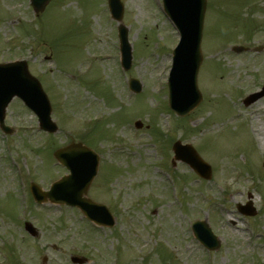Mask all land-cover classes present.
Instances as JSON below:
<instances>
[{"label":"rangeland","instance_id":"374dc122","mask_svg":"<svg viewBox=\"0 0 264 264\" xmlns=\"http://www.w3.org/2000/svg\"><path fill=\"white\" fill-rule=\"evenodd\" d=\"M121 1L133 45L125 72L107 0H50L38 15L29 0H0V62H28L59 126L49 137L18 99L7 107L5 122L16 132L0 131V264H73L70 254L88 257L86 264H165L156 253L168 247L164 238L172 264H264V97L241 102L264 82V0H207L198 74L202 100L185 119L168 115L164 102L178 37L160 0ZM233 44L262 50L235 53ZM129 77L140 81L141 92L128 90ZM136 119L142 128L133 126ZM92 121L101 122L104 139L90 146L110 160L88 195L123 202L114 228L95 227L80 211L33 204L29 197L31 181L47 188L65 173L53 164V149L86 137ZM164 133L169 147L175 139L195 142L212 167L211 178L198 181L199 187L183 168L176 174L178 181L185 174L186 188H167L176 174L171 179L161 167L160 153L166 167L171 152L162 144ZM171 194L182 195L181 204L188 200L184 211L177 200L165 201ZM248 194L258 212L245 219L235 204ZM203 218L221 239L218 250L206 251L191 235L190 222ZM24 220L38 229L37 237L24 230Z\"/></svg>","mask_w":264,"mask_h":264},{"label":"water","instance_id":"95a60500","mask_svg":"<svg viewBox=\"0 0 264 264\" xmlns=\"http://www.w3.org/2000/svg\"><path fill=\"white\" fill-rule=\"evenodd\" d=\"M49 0H31L34 10L41 11ZM164 10L169 15L180 32V41L173 51V65L169 74V105L179 114H187L200 101L201 97L197 90L196 75L202 56L200 53V39L202 30L203 14L205 10V0H163ZM112 15L119 20L122 14V6L119 0H109ZM122 39V64L125 68L130 65V48L126 41V32L121 31ZM235 50H241L240 47H234ZM27 70L24 61H17L0 65V125L10 132L8 127L3 125L4 110L10 99L17 95L37 114L40 128L47 131H56V125L50 118V106L48 100L41 90L40 84L33 79ZM132 89L138 91L140 85L138 81H130ZM264 94L260 93L251 95L246 102ZM140 126V124L138 123ZM175 144L174 149L176 150ZM189 146L186 147L187 152ZM177 151V157L187 159L196 168H200L201 163L196 162L192 155ZM184 150V151H183ZM195 153V151H192ZM191 154V153H189ZM54 156L70 169L71 174L64 177L60 182H56L51 189L42 193L39 188L32 184L31 191L37 201H42L45 196L51 200L66 202L70 204L83 203L82 208L87 215L99 221L104 220L100 214V208H92L91 204L82 201L81 194L86 190L87 183L94 173L91 169L90 174L84 175V166L80 164L83 161H90L89 165L95 168V156L93 153L81 144H71L55 151ZM94 156V157H93ZM210 170L200 169L201 174L209 175ZM92 173V174H91ZM85 178V179H84ZM25 229L32 235H36V230L30 223H25ZM206 240L207 245L215 246L213 239L208 236L200 235ZM81 262V259L73 258Z\"/></svg>","mask_w":264,"mask_h":264},{"label":"bare ground","instance_id":"6f19581e","mask_svg":"<svg viewBox=\"0 0 264 264\" xmlns=\"http://www.w3.org/2000/svg\"><path fill=\"white\" fill-rule=\"evenodd\" d=\"M262 131H264V130H262ZM258 135H261V133H258ZM263 136H264V135L261 136V139H262V140H261V144L264 146V138H263Z\"/></svg>","mask_w":264,"mask_h":264}]
</instances>
